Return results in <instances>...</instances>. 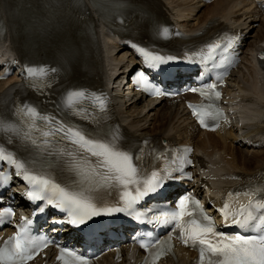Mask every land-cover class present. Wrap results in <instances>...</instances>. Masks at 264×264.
<instances>
[{
	"label": "snow or ice",
	"instance_id": "snow-or-ice-1",
	"mask_svg": "<svg viewBox=\"0 0 264 264\" xmlns=\"http://www.w3.org/2000/svg\"><path fill=\"white\" fill-rule=\"evenodd\" d=\"M220 44H212L208 48L211 54L220 49ZM135 50L142 54L143 61L147 66L159 69V66L177 61V57H164L152 54L143 47ZM38 74L46 76L48 73L55 74L57 69L51 66H37ZM37 68L28 66V74H37ZM143 89L157 97L168 96V93L152 82L146 76H142ZM55 85L51 79L45 84V88L39 90L41 95H49L47 89ZM218 83H208L201 88H191L193 94H199L208 100L219 99L220 93ZM215 93V97H213ZM63 106L72 111L77 120H83L95 125L88 129L70 120L59 119L51 114L40 113L34 105L27 101L13 105V117L19 119L20 115H26L31 123L28 131L16 127L15 122H10L5 128V123L0 120V131H8L20 135L26 143L36 148L37 162L40 167L36 172L26 168L11 151L0 147V162L15 168L17 177H22L26 182L28 191L24 194L26 199L34 205L33 215L44 213L47 207L66 214V220L61 217L53 221L54 224H68L72 227H81L93 220L95 217L111 216L112 214L126 213L133 216L143 212L147 222L160 227H169L171 231L167 240L157 239L152 242L151 247L167 246L173 235L183 242L185 246L195 248L199 251L201 264H264V202L258 199V192L245 191L243 196L247 200L248 209L241 207L233 211L230 204L225 201L218 211L221 213L225 227H239L257 233L255 235H244L240 233H225L217 230L212 218L204 214L199 202L192 199L189 194L183 195L175 202V208H167L156 212L151 208L139 209L140 205L150 195L158 193L166 185V182L174 181L183 176L191 179L182 165H176L161 171L153 170L146 179H141L134 164L133 154L121 148L116 143L110 129L102 126L100 118L94 119L98 113H103L106 107V97L101 93L92 92L86 88L65 89L62 96ZM59 104L60 101H50ZM212 105L208 106L211 109ZM66 115L68 113H65ZM191 115L197 119L201 128L209 129L219 127V120L223 113L206 110L203 106L192 109ZM211 116L216 123L209 125L206 117ZM50 122L48 130L41 133L43 144L35 139L33 131H39L37 120ZM9 143H12L10 140ZM147 143V141H145ZM51 144L52 147H46ZM63 144L64 148L59 152L53 149ZM190 151V150H186ZM67 166L72 174L69 183L62 185L55 182L48 174L52 164L57 163L56 157ZM190 165L191 160L183 161ZM179 174L176 175V174ZM119 185L123 189L119 195V204L113 207H100L95 202V196L100 191H107L111 186ZM135 185L133 189L132 186ZM6 185L0 179V190ZM131 189V190H130ZM229 196H237L236 192H230ZM255 201V202H254ZM259 213V215H257ZM13 215V209L8 207L0 212V224L5 218ZM258 221V222H257ZM32 219L21 222L16 234L5 241L0 247V264H27L38 251L48 248L55 241L46 234L34 236L26 225H32ZM56 231L57 229H53ZM61 254L66 253L79 264H87V258L67 247L57 245ZM141 248L148 245L141 243ZM169 247H162L157 255L164 251H170ZM60 259V257H58Z\"/></svg>",
	"mask_w": 264,
	"mask_h": 264
},
{
	"label": "bare ground",
	"instance_id": "bare-ground-1",
	"mask_svg": "<svg viewBox=\"0 0 264 264\" xmlns=\"http://www.w3.org/2000/svg\"><path fill=\"white\" fill-rule=\"evenodd\" d=\"M93 1L94 0H90L87 2L89 6L88 10L90 14L96 15L100 5L92 6ZM147 1L151 2L157 8L158 14L163 21H166L165 13H170L171 10L175 12L177 19H187L185 17L190 16L193 12L195 13L196 10L200 12V9L203 8L198 15L196 13L192 16L191 25H182V27H186L185 30L189 33L202 30L207 22H211L217 26V24H220L221 20L228 21L227 17L236 20L238 14H246L248 10V5L245 4L243 0H216L203 7H200L201 4L194 0ZM107 8L111 9L113 7L108 4ZM245 20H247V18ZM91 23H93L92 19ZM131 26L133 29H136V21L132 22ZM128 32L130 33L131 30ZM95 33L97 39L101 42L104 55L106 67L103 74L104 79L111 80V78H113L112 85L113 90H115L119 88L122 80L121 75L123 74L122 71H119L120 68L117 69V67L123 64L126 53H124V48L120 44L113 42V39L98 25L95 26ZM263 38L264 18L260 20L253 34L250 35V41L246 43L247 50L255 47ZM111 72H118V74H111ZM260 77H262V81H260ZM0 85H2V83H0ZM235 89L238 92L235 93V97H239L245 105H248L247 107L251 109L252 113L261 114L264 112V74H259L253 68H246V74L241 73V78L234 82V89L232 91ZM114 98L116 103L119 104L121 101L124 103L121 94H114ZM129 100H131L129 105L133 108L132 111L128 113L125 105L121 103L120 106L123 109H117L119 116L121 114L124 116V118L120 116L121 120H125L130 130L141 134L165 131V133L169 135L172 132L177 133L184 129L182 123L187 120V117L179 104L173 101H163L156 103L152 108L146 109L148 104L141 105L140 107L138 106L141 102L140 99L133 97ZM254 118L247 117V120L251 121ZM263 127L264 123L252 124L250 127L252 129L245 138L252 136L254 132H261ZM251 141H254V138ZM194 145L196 151L206 158L209 167L213 168L214 172H226L236 180L264 178V149L254 150L245 147L244 144L239 142L238 136L232 131L218 138L209 133L197 134L194 138ZM197 160L202 161L199 158H197Z\"/></svg>",
	"mask_w": 264,
	"mask_h": 264
}]
</instances>
